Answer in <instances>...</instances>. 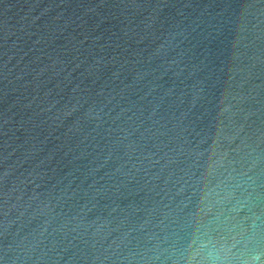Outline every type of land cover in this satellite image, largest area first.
Wrapping results in <instances>:
<instances>
[{"label":"water","instance_id":"95a60500","mask_svg":"<svg viewBox=\"0 0 264 264\" xmlns=\"http://www.w3.org/2000/svg\"><path fill=\"white\" fill-rule=\"evenodd\" d=\"M0 264H264V0H0Z\"/></svg>","mask_w":264,"mask_h":264}]
</instances>
